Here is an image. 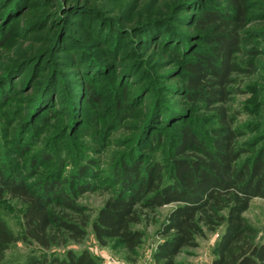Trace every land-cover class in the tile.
<instances>
[{
    "label": "rangeland",
    "instance_id": "obj_1",
    "mask_svg": "<svg viewBox=\"0 0 264 264\" xmlns=\"http://www.w3.org/2000/svg\"><path fill=\"white\" fill-rule=\"evenodd\" d=\"M186 1L23 0L24 7L11 14L0 6V77L4 76L0 80V165L24 174L31 157L41 152L52 161H38V178L47 176L55 167L53 159L59 157L68 161L62 180L79 164L90 165L99 179L87 182L97 189L79 196L76 203L93 217L115 190L109 178L127 154L163 161L179 124L209 136L213 113L201 104L178 106L176 99L182 96L172 87L182 88L181 76L176 75L178 84L169 81L153 64L154 49L163 43L159 26L152 29L157 32L154 39L141 29L149 23L169 27L187 38L184 44L168 48L181 52L190 43L197 44L195 37L187 36L194 28L179 30L185 17L214 8L236 15L228 0H191L202 3L193 7L185 6ZM242 9L243 21L237 25L242 43L235 56L242 66L248 63L251 71L233 76L227 108L230 114L239 112L233 127L244 132L242 140H251L264 135V0H244ZM8 65H14L13 73H6ZM168 69L181 72L183 64L176 60L163 72ZM46 90L51 92L46 101L38 99L33 106L34 92L39 97ZM177 108L185 110L181 121L174 116L180 112ZM158 134L160 146L154 140ZM25 148L28 151L23 154ZM175 206L158 208L134 226L144 236L131 252L113 240L100 246L89 225L81 244L67 242L48 250L33 242L11 244L4 263L21 264L28 256L63 257L67 250L85 249L96 264H158L154 259L162 242L158 230ZM23 211L24 205L7 195L0 202V218L18 236L24 231ZM244 218L256 231L254 241L264 242V200L253 199ZM222 231L223 226L212 232L204 228L196 238L197 246L185 248L176 264H211Z\"/></svg>",
    "mask_w": 264,
    "mask_h": 264
},
{
    "label": "trees",
    "instance_id": "obj_2",
    "mask_svg": "<svg viewBox=\"0 0 264 264\" xmlns=\"http://www.w3.org/2000/svg\"><path fill=\"white\" fill-rule=\"evenodd\" d=\"M228 2L235 16L214 8L182 20L179 30L194 28L195 32L187 36L195 37L197 44L190 43L181 52L178 48L168 51L170 44L186 42L187 38L179 33L169 31V27L162 24L140 27L154 39L157 32L152 29L159 26L158 38L163 43L154 49L153 64L162 71L159 75L165 74L169 81L178 84L176 75L181 76L182 88L172 87L182 96L176 99L178 106L201 104L213 113L215 122L209 136H200L195 127L179 124L176 136L166 145L163 161L142 158L133 152L127 154L109 178L115 190L93 217L76 203L79 196L97 189L95 184L87 182V179H99L90 165L79 164L75 172L62 180V169L68 166V161L59 157L53 159L54 169L38 178V161H52L51 156L41 152L31 157L24 174L1 164L0 202L7 195L24 205V231L20 236L13 234L0 218V264H6V251L18 241L33 242L43 250L64 246L67 242L81 244L89 225L100 246L113 240L131 252L142 243L144 236L134 226L140 225L156 209L171 204L177 206L166 214L158 230L162 238L154 254L158 264H176V257L185 248L197 246L196 238L202 235L204 228L212 232L220 226L223 231L214 247L211 264H264V242L254 241L256 231L244 218L253 199L264 200V135L242 140L244 132L233 127L240 114H230L227 108L233 94V76L243 70L251 71L248 63L242 66L235 56L242 43L237 25L243 21L244 0ZM195 4L202 6L201 2L191 0H187L185 6ZM0 6L11 14L24 7V2L11 0L3 4L0 0ZM26 10L25 7L23 11ZM176 60L183 64L181 72L176 69L163 72ZM13 66L8 65L6 73H13ZM84 86L91 91L89 86L82 84ZM34 93L33 106L38 99L43 98L45 102L51 94L48 91L38 97L37 92ZM177 109L180 112H174V116L181 121L185 110ZM188 110L191 111V107ZM161 137L160 134L154 137L156 145H163ZM141 142L145 144L147 139L142 136ZM27 151L22 150L23 154ZM21 264L96 262L87 250L70 249L63 257L28 256Z\"/></svg>",
    "mask_w": 264,
    "mask_h": 264
}]
</instances>
